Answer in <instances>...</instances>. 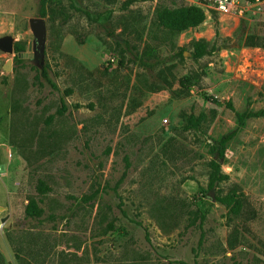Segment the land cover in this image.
<instances>
[{
    "label": "rangeland",
    "instance_id": "obj_1",
    "mask_svg": "<svg viewBox=\"0 0 264 264\" xmlns=\"http://www.w3.org/2000/svg\"><path fill=\"white\" fill-rule=\"evenodd\" d=\"M192 4L49 0L42 15L39 0H0V37L14 43L0 48L6 264H19L18 244L36 252L33 264H264V48L236 45L247 23L264 35V15L204 11L175 35L157 27V9ZM199 40L210 44L196 57ZM16 44L32 52L24 61ZM234 129L227 178L210 189L211 149ZM10 138L29 144L22 153ZM232 189L245 196L238 216L218 199ZM32 197L43 208L34 218Z\"/></svg>",
    "mask_w": 264,
    "mask_h": 264
},
{
    "label": "trees",
    "instance_id": "obj_2",
    "mask_svg": "<svg viewBox=\"0 0 264 264\" xmlns=\"http://www.w3.org/2000/svg\"><path fill=\"white\" fill-rule=\"evenodd\" d=\"M49 0H39L40 3V13L42 15L46 14V5ZM205 19V13L204 10L195 4L192 5H184L180 6V8L171 9V8H165L162 7V9L156 10V22L157 27H160L163 29V33L170 35H175L176 33H179L180 31L189 28V27H195L200 25ZM262 32H257L251 27L250 25L245 24V27H242L240 29V32H238L236 38L237 42L236 45L240 44L242 46H252V47H261L264 48V35L261 34ZM226 40L229 42L232 41L231 38H226ZM210 42H207L206 40H199L195 42L196 45V51L195 56L199 57L203 55ZM212 46H216L215 43L212 44ZM217 47V46H216ZM24 50V46L20 44L15 45V52H18L17 61H24L25 58L23 56H20V52ZM17 70V68H15ZM42 75L45 77V79L52 85L56 86V84L53 83L51 78L48 76V73L45 69V67L42 68ZM193 76L189 75H183L180 82V90H188L192 87L193 84H195L197 79H199L198 74H192ZM195 82V83H194ZM159 89V88H158ZM209 99H212L215 101V98L212 96H207ZM217 101V100H216ZM62 108L65 109V101L63 98H61ZM244 114L241 115V119L243 120ZM191 124L195 125L196 122L190 121ZM237 133V130L234 129L230 131L229 133L223 135L214 145L211 149V152L213 153V158L210 161V172H209V187L210 189L214 188L215 185L224 179L227 178V175L224 174L222 170V164L221 161L223 160L225 156V152L227 150L229 142L235 137ZM10 143L17 144L20 151L23 153V150L25 147L28 146V140H23V143H20L16 140H13L10 138ZM25 154V153H24ZM39 190L43 192L44 190L48 189L47 185L43 183L42 180L39 181ZM218 199L224 203L228 208L230 213H232L235 216L240 215L243 212L244 206H245V196L244 194L238 193L236 189H232L230 192H228L226 195L218 196ZM25 213L27 217H38L42 215L43 208L39 205L38 201L32 197L26 205ZM109 227L113 228L114 225L112 222L109 223ZM16 233V232H13ZM13 233L10 239L11 241L14 240ZM16 251V258L19 262V264H33L31 262V259H29L28 256L34 257L36 252H34L32 249H24L21 244H18V246H14ZM0 264H6L5 260L0 253Z\"/></svg>",
    "mask_w": 264,
    "mask_h": 264
},
{
    "label": "built area",
    "instance_id": "obj_3",
    "mask_svg": "<svg viewBox=\"0 0 264 264\" xmlns=\"http://www.w3.org/2000/svg\"><path fill=\"white\" fill-rule=\"evenodd\" d=\"M206 12H215L228 16H244L246 14L264 15V0H193ZM2 167L0 166V170ZM4 223L0 217V227Z\"/></svg>",
    "mask_w": 264,
    "mask_h": 264
},
{
    "label": "water",
    "instance_id": "obj_4",
    "mask_svg": "<svg viewBox=\"0 0 264 264\" xmlns=\"http://www.w3.org/2000/svg\"><path fill=\"white\" fill-rule=\"evenodd\" d=\"M31 29L35 38L34 44H35V50L37 52H41L43 43L45 41V34H46V27H45V19L41 16H35L31 18ZM0 48L7 51V52H14V43L10 36H3L0 37ZM29 50L32 48V44L29 45ZM32 52H25L20 53V56H29ZM5 69L12 70V62L8 60V62L5 65ZM8 217H2L1 221L3 223L6 222Z\"/></svg>",
    "mask_w": 264,
    "mask_h": 264
},
{
    "label": "crops",
    "instance_id": "obj_5",
    "mask_svg": "<svg viewBox=\"0 0 264 264\" xmlns=\"http://www.w3.org/2000/svg\"><path fill=\"white\" fill-rule=\"evenodd\" d=\"M2 218V217H1Z\"/></svg>",
    "mask_w": 264,
    "mask_h": 264
}]
</instances>
